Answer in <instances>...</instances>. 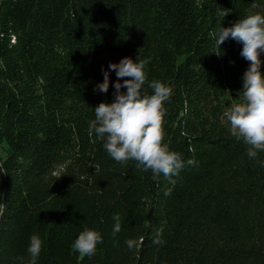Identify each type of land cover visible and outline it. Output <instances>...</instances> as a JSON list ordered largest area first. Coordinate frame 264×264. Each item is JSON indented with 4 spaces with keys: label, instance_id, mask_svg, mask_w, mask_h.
<instances>
[{
    "label": "trees",
    "instance_id": "16d2710c",
    "mask_svg": "<svg viewBox=\"0 0 264 264\" xmlns=\"http://www.w3.org/2000/svg\"><path fill=\"white\" fill-rule=\"evenodd\" d=\"M254 13L264 0H0V264H30L33 235L36 264H264V152L249 158L225 115L249 62L241 43L215 45L221 26ZM124 57L173 90L164 142L198 162L175 186L89 134L94 108L115 98L114 71L97 88L102 69ZM85 229L103 237L91 257L73 248Z\"/></svg>",
    "mask_w": 264,
    "mask_h": 264
},
{
    "label": "clouds",
    "instance_id": "9594fccd",
    "mask_svg": "<svg viewBox=\"0 0 264 264\" xmlns=\"http://www.w3.org/2000/svg\"><path fill=\"white\" fill-rule=\"evenodd\" d=\"M230 10H223L221 15L226 17ZM232 39L243 45L240 55L249 62V67L243 74V100L233 104L226 112L229 130L232 136L248 146L247 155L256 159L258 153L264 152V14L254 13L238 19L232 26H221L216 34L215 45L218 49L227 40ZM146 59L133 60L124 57L119 63H110L108 70H103V82L97 88L107 93L109 89V73L114 71L117 77L114 101L101 102L94 108L95 119L90 121L89 134L93 132L105 140L104 148L108 155L117 163L127 164L135 161L136 167L143 172L150 171L153 180H159L161 174L168 178L170 185L175 186L180 172L187 166H198L194 159L186 162L180 153L171 151L164 142L165 104L173 95L170 86L158 81L148 82L145 72ZM122 78L123 83H121ZM152 89V94L144 93V85ZM126 89L121 91V89ZM264 166V161L261 162ZM6 170L0 169V175H6ZM171 188L165 195H171ZM2 198V194H0ZM4 204L0 203V215ZM113 235L121 231V217L115 215ZM163 227L157 229L152 243L162 245ZM103 242L102 234L94 229H85L74 241L73 248L81 256L91 257L97 252V245ZM127 247L132 249L143 243L139 240L128 239ZM43 242L38 235H33L27 249L31 261L41 254Z\"/></svg>",
    "mask_w": 264,
    "mask_h": 264
},
{
    "label": "rangeland",
    "instance_id": "374dc122",
    "mask_svg": "<svg viewBox=\"0 0 264 264\" xmlns=\"http://www.w3.org/2000/svg\"><path fill=\"white\" fill-rule=\"evenodd\" d=\"M241 96L239 95V96H237V99H239Z\"/></svg>",
    "mask_w": 264,
    "mask_h": 264
}]
</instances>
